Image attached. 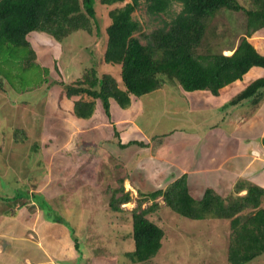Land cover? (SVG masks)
Returning <instances> with one entry per match:
<instances>
[{
	"label": "rangeland",
	"instance_id": "374dc122",
	"mask_svg": "<svg viewBox=\"0 0 264 264\" xmlns=\"http://www.w3.org/2000/svg\"><path fill=\"white\" fill-rule=\"evenodd\" d=\"M237 1L245 7L250 5L249 0ZM127 2L129 0L104 6L95 0L99 31L93 28L91 35L80 31L57 42L50 36L34 32L29 34L30 48L0 45V76L3 78L2 88L5 89V92L0 91V197H10L9 192L15 190L19 191L20 197L17 200L19 203L14 205L0 201V227L4 225L3 220L9 223V213L14 221L19 214L26 218L28 213H37L39 209L45 222L48 221L61 232L52 231L53 227L42 219L37 232L63 235V225L57 218L65 221L67 226H64L69 231L67 234L72 240H77L84 264H132L126 253L133 249L131 211L139 204L138 189L144 193L156 190L163 176H159L163 171L160 166L162 160H158L159 163L154 161L157 158L149 145L148 148L136 145L138 149L134 147L133 151L116 150L114 146L119 142L118 135L110 138L113 140L111 145L106 141L96 143L94 136L100 134V138H107L109 135L105 133V122H98L97 113L87 120L80 119L87 122L83 125L66 120L70 130L67 133L61 131L57 109L64 104L65 96L58 82L70 84L80 78L85 70L94 67L99 74L110 75L123 89L120 66L105 64L103 54L107 41L105 29L110 23L108 12ZM179 11L180 6L174 5L171 14ZM132 16L141 24V34L136 36L142 44L145 43L142 34L161 27L162 18H168L165 15L162 18L149 17L143 3ZM245 29L246 18L242 13L220 11L208 23L205 39L198 51H205L209 47L213 54L228 55L237 47ZM262 77L264 69L254 67L243 80L244 83L239 81L224 89L220 93V101L229 103L244 87ZM49 96L52 110L44 116ZM213 97L209 91L187 93L179 85L169 83L140 98H132L129 109L112 104L114 109L111 114L113 118L127 115V112L133 115L141 108L143 115L137 120L141 125L139 130L135 129L138 133L123 131L120 140L124 144L147 142L148 137L156 131L153 128L155 125L166 131L172 127H194L192 125L196 122L205 119L206 125L218 124L222 127L221 122L230 105L219 110ZM86 99L89 98H83ZM97 109L104 113L100 101L96 102L94 112ZM170 110L171 113H168ZM102 116L105 120V116ZM233 117L234 122L239 121ZM95 120L98 133L88 126ZM20 130L28 135L27 141H17L23 138ZM80 136H87V144L93 142L94 145L82 143L79 148H74ZM34 143L39 147L38 153L30 151ZM253 156H257L256 152ZM125 177L123 189L130 194L131 201L121 205V212L115 213L109 209V199L112 190L117 188L118 179ZM31 194L34 199L30 197ZM155 202L161 208L149 214L148 218L163 229L164 238L160 251L150 264H228V221L190 220L164 208L161 198ZM40 203H46L48 211ZM151 204L149 200L142 201L141 208ZM35 235L38 238V234ZM3 240L0 235V252ZM1 255L6 264L7 259ZM248 264H264V256Z\"/></svg>",
	"mask_w": 264,
	"mask_h": 264
},
{
	"label": "trees",
	"instance_id": "16d2710c",
	"mask_svg": "<svg viewBox=\"0 0 264 264\" xmlns=\"http://www.w3.org/2000/svg\"><path fill=\"white\" fill-rule=\"evenodd\" d=\"M249 1L250 5L245 7L237 0H129L124 6L110 10L103 61L120 66L123 89L110 75L99 74L94 67L85 70L70 84L58 82L63 95L73 101L72 115L87 120L94 114L96 102L100 101L104 113L110 117V101L125 109L130 106L132 98H140L169 83L179 85L187 93L209 91L217 96L222 88L241 80L251 68L264 69V56L248 41L255 32L264 29V0ZM123 2L98 0L104 6ZM142 3L149 17H168H161V27L142 34L144 44L136 36L141 31V24L132 16ZM94 4L95 0H0V45L30 48L29 34L34 32L50 36L57 42L80 31L91 35L94 28L98 32ZM174 5L180 6V11L172 15ZM220 11L242 13L246 18L244 35L228 55L213 54L209 47L199 52L208 23ZM2 86L0 76V91L5 92ZM263 96L264 77L250 83L227 104L237 106L249 102L256 105ZM82 97L89 99L83 100ZM19 134L23 138L17 141L28 140L22 130ZM261 143L264 146V137ZM133 144L145 147L141 142L125 145L117 142L120 148ZM38 150L37 143L32 144L30 151L38 153ZM126 179H118L117 188L112 190L108 203L112 212H121V205L131 201L130 194L123 189ZM160 185L152 192L144 193L138 189L139 204L131 211L133 249L126 253L132 264H150L162 247L164 231L148 218L161 208L155 202L159 198L164 208L181 217L228 221V264H248L264 254V189L261 187L239 183L226 198L211 189L195 198L189 193L186 175L173 181L167 178ZM242 189H246V193L238 196ZM9 193L10 197H0V201L10 205L19 203V191ZM33 196L30 197L34 199ZM148 200L152 204L142 209V201ZM40 205L47 207L48 211L46 203ZM57 221L67 226L65 221L59 218ZM73 240L81 256L77 240Z\"/></svg>",
	"mask_w": 264,
	"mask_h": 264
},
{
	"label": "crops",
	"instance_id": "0c3cea01",
	"mask_svg": "<svg viewBox=\"0 0 264 264\" xmlns=\"http://www.w3.org/2000/svg\"><path fill=\"white\" fill-rule=\"evenodd\" d=\"M248 41L259 54L264 56V29L255 32L248 38ZM253 69L254 67L241 80H237L234 83L239 81L244 83L243 80H245L247 75H250ZM230 85L222 88L219 94L213 97L216 100L217 107H220L219 110L228 103V101L227 103L220 101V93ZM178 95L180 96V94ZM208 96L210 97L211 95L209 94ZM50 99L49 96L47 101L49 103L44 109L46 114L44 116L49 114L48 111L52 107ZM63 99L64 104L57 110L61 121V131H66L67 133L70 130V126L66 120L75 121L79 125L87 122L81 121L72 115V100L66 97ZM112 104L115 103L109 102L110 117L100 112L99 109L93 114L95 116V113H97L98 122H105L103 124L105 133H109L107 138H100V134L94 136L96 143L106 141L111 145L110 143L113 140H110V138L115 137V133L121 138L122 132L126 130L127 132L132 130L131 133L133 134L138 133L141 124L137 120H140L143 115V112L141 113L142 109L138 108L133 115L127 112V115L123 114L113 118L111 112L114 106ZM130 107L131 104L127 109ZM168 113H171V110ZM225 113L224 121L221 122L223 124L222 127L218 124L214 126L206 125L205 119L198 123L194 122L195 125H192L194 127H191V125H187L188 127L183 126L182 128L172 127L166 131L155 127L156 125L153 127L156 128L155 133L153 132L150 138L148 137L147 142L141 143L145 144L147 148L149 146L152 147V152L155 154L154 157L157 158L154 161L159 163L158 160H162L160 166L163 171L159 173V176L163 175L162 180L168 178L173 181L182 175H186L189 193L195 198L201 197L206 189H211L221 197H225L233 193L239 183H243L244 186L253 184L264 189V146L261 143L264 137V96L256 105L245 102L237 106H230V109H226ZM102 114L105 116V120ZM233 116L239 121L234 122ZM236 122H239L238 125H235ZM190 123L193 122L190 121ZM96 125V120L88 124L98 133L99 129ZM120 138L121 144L125 145ZM88 139L87 136H80V139L75 141L73 147L79 148L82 146V142H86ZM155 140L158 142L152 144L151 142H155ZM90 144L94 145L93 142L87 145L90 146ZM115 146L116 150L133 151L135 148L138 149L136 145H127L125 148H120L115 143ZM253 152H256V157L253 156ZM141 173L143 172L141 171ZM245 193L246 189H242L237 194L238 196H243ZM9 216L7 218L12 220L13 216ZM41 219L44 220V216L37 209V213H28L26 218L25 216L21 217L19 214L14 221L10 222L9 220V223H7V220L2 221L4 225L0 227V235L5 240L1 242L0 253L3 254L1 255L2 257L7 259L6 264H84L82 263L83 261L81 262L84 256L81 255L80 257L78 251H76L72 238L67 234L69 232L68 229L63 225V235L57 233L47 235L46 232L39 234L37 228ZM47 222L45 223L48 226L53 227L52 231L61 232V230L54 228L53 225ZM35 234H38V238H36ZM43 237H45L44 241L42 240ZM4 260L0 257V264H4Z\"/></svg>",
	"mask_w": 264,
	"mask_h": 264
},
{
	"label": "bare ground",
	"instance_id": "6f19581e",
	"mask_svg": "<svg viewBox=\"0 0 264 264\" xmlns=\"http://www.w3.org/2000/svg\"><path fill=\"white\" fill-rule=\"evenodd\" d=\"M80 243V242H79Z\"/></svg>",
	"mask_w": 264,
	"mask_h": 264
}]
</instances>
